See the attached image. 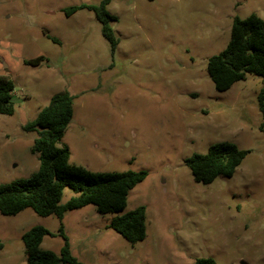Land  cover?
<instances>
[{
	"label": "rangeland",
	"instance_id": "374dc122",
	"mask_svg": "<svg viewBox=\"0 0 264 264\" xmlns=\"http://www.w3.org/2000/svg\"><path fill=\"white\" fill-rule=\"evenodd\" d=\"M101 0H0V76L14 83V113L0 115V184L30 177L36 132L22 127L50 98L67 92L73 116L61 139L69 162L92 172H147L122 212L93 205L60 221L31 209L0 214V264H26L22 235L41 226L43 250L63 239L84 264H264V131L257 108L261 78L247 75L224 92L206 72L230 39L234 17L264 20V0H109L119 43L111 53L92 12ZM55 39L56 41H53ZM39 65L24 61L37 57ZM247 150L231 177L195 182L184 160L211 144ZM75 194L63 191L60 204ZM145 208L146 236L131 244L108 227Z\"/></svg>",
	"mask_w": 264,
	"mask_h": 264
},
{
	"label": "trees",
	"instance_id": "16d2710c",
	"mask_svg": "<svg viewBox=\"0 0 264 264\" xmlns=\"http://www.w3.org/2000/svg\"><path fill=\"white\" fill-rule=\"evenodd\" d=\"M108 3L109 0H101L97 6L82 4L68 7L63 12L67 17L82 9L92 12L101 25L102 36L114 54L119 40L111 23L116 22L117 18L106 10ZM44 60L40 56L24 63L36 66ZM206 72L215 90L219 92L227 91L247 75L261 78L257 108L263 118L260 130L264 131V20L255 14L244 19L234 17L227 45L220 53L208 58ZM13 91L12 80L0 76V115L10 116L14 113L11 101ZM72 116L73 97L63 92L53 95L36 117L22 127L25 132L37 134L30 150L38 155V168L26 179L0 184L1 215L14 216L25 209H31L38 216H55L61 221L66 212L87 205H93L99 214L124 210L129 192L146 178L147 172H92L80 165L71 164L69 149L61 144V139ZM248 153L234 143L219 142L211 144L204 154L187 157L184 164L195 182L210 184L217 177H231ZM65 188L75 195L60 204ZM108 227L131 244L144 240L145 208L139 206L115 216ZM46 235L54 236L41 226L32 227L22 235L26 264H84L72 256L62 224L59 235L63 245L58 254L41 249L40 245ZM193 264L216 262L208 257L198 258Z\"/></svg>",
	"mask_w": 264,
	"mask_h": 264
},
{
	"label": "water",
	"instance_id": "95a60500",
	"mask_svg": "<svg viewBox=\"0 0 264 264\" xmlns=\"http://www.w3.org/2000/svg\"><path fill=\"white\" fill-rule=\"evenodd\" d=\"M241 264H245L244 262H241Z\"/></svg>",
	"mask_w": 264,
	"mask_h": 264
}]
</instances>
